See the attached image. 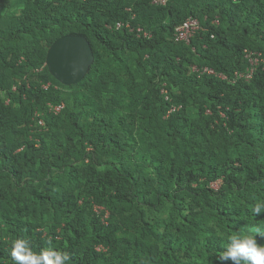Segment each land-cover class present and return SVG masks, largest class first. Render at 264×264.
<instances>
[{"label": "trees", "instance_id": "1", "mask_svg": "<svg viewBox=\"0 0 264 264\" xmlns=\"http://www.w3.org/2000/svg\"><path fill=\"white\" fill-rule=\"evenodd\" d=\"M66 35L95 58L70 86L47 66ZM258 201L264 0H0V264L18 238L69 264H217L264 231Z\"/></svg>", "mask_w": 264, "mask_h": 264}, {"label": "clouds", "instance_id": "2", "mask_svg": "<svg viewBox=\"0 0 264 264\" xmlns=\"http://www.w3.org/2000/svg\"><path fill=\"white\" fill-rule=\"evenodd\" d=\"M252 211L255 216L264 213V201L255 203ZM258 235H264V231L259 227L229 235L226 250L220 254L217 264H226L228 261L232 264H264V244H258L256 238ZM10 255L14 264H69L71 260L68 252L57 251L52 247L37 253L30 247L29 240L19 238L12 242Z\"/></svg>", "mask_w": 264, "mask_h": 264}, {"label": "water", "instance_id": "3", "mask_svg": "<svg viewBox=\"0 0 264 264\" xmlns=\"http://www.w3.org/2000/svg\"><path fill=\"white\" fill-rule=\"evenodd\" d=\"M94 60L92 46L86 37L66 35L50 47L47 66L57 80L70 86L83 80Z\"/></svg>", "mask_w": 264, "mask_h": 264}, {"label": "built area", "instance_id": "4", "mask_svg": "<svg viewBox=\"0 0 264 264\" xmlns=\"http://www.w3.org/2000/svg\"><path fill=\"white\" fill-rule=\"evenodd\" d=\"M155 2L165 5L167 3V0H155ZM119 27H120V25H119ZM200 28H201V24H200L199 20L194 19V18H190L176 29L174 37H175L176 41L190 43V39L192 38V36H194V34ZM258 63H259L258 60H256V61L251 60L252 65H257ZM205 71L208 73H213V71L210 69L209 70L205 69ZM254 72H255V69L252 68V69H250V72L247 75H239V77H245L247 79H251ZM62 107L63 106L55 107V110L57 112H59L62 110Z\"/></svg>", "mask_w": 264, "mask_h": 264}, {"label": "rangeland", "instance_id": "5", "mask_svg": "<svg viewBox=\"0 0 264 264\" xmlns=\"http://www.w3.org/2000/svg\"><path fill=\"white\" fill-rule=\"evenodd\" d=\"M251 64V63H250ZM252 65V64H251ZM252 69V68H251ZM214 187L215 188H218L219 187V184L218 183H216V184H214Z\"/></svg>", "mask_w": 264, "mask_h": 264}]
</instances>
